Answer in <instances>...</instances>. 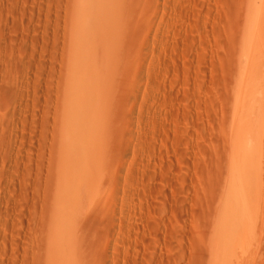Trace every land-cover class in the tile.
Masks as SVG:
<instances>
[{
    "label": "rangeland",
    "instance_id": "rangeland-1",
    "mask_svg": "<svg viewBox=\"0 0 264 264\" xmlns=\"http://www.w3.org/2000/svg\"><path fill=\"white\" fill-rule=\"evenodd\" d=\"M60 262L264 264V0H0V264Z\"/></svg>",
    "mask_w": 264,
    "mask_h": 264
},
{
    "label": "bare ground",
    "instance_id": "bare-ground-1",
    "mask_svg": "<svg viewBox=\"0 0 264 264\" xmlns=\"http://www.w3.org/2000/svg\"><path fill=\"white\" fill-rule=\"evenodd\" d=\"M89 11H90V10H89ZM85 65H86V64H85ZM82 72H83V71H82ZM74 123H77V122H74ZM73 125H74V124H73ZM77 126H78V124H77ZM68 129H69V128H68ZM69 130H70V129H69ZM67 138H68V137H67ZM65 139H66V138H65ZM66 153H67V152H66ZM75 171H76V170H75ZM71 173H72V172H71ZM69 174H70V173H69ZM67 175H68V174H67ZM73 175H75V174H73ZM76 176H77V175H75V176H73V177L76 178ZM78 177H79V176H78ZM75 178H74V179H75ZM76 179H77V178H76ZM67 180H68V179H67ZM69 181H70V180H69ZM72 181H73V180H72ZM74 181H75V180H74ZM62 182H63V181H62ZM65 183H66V182H65ZM70 183H71V182H70ZM72 183H73V182H72ZM72 183H71V184H72ZM74 183H75V182H74ZM74 183H73V185H74ZM67 186H68V185H67ZM72 187H73V186H72ZM72 189H73V188H72ZM59 192H60V191H59ZM238 192H239V191H238ZM67 194H68V193H67ZM243 195H244V194H243ZM65 197H66V196H65ZM246 197H247V196H246ZM67 198H68V197H67ZM240 200H241V199H240ZM245 201H246V200H245ZM247 205H248V204H247ZM238 210H240V209H237V214L240 212L239 215L242 214V213L244 212L243 209H241L240 211H238ZM242 210H243V211H242ZM247 210H248V209H247ZM241 211H242V213H241ZM228 215H229V214H228ZM236 216H237V215H236ZM249 216H250V215H249ZM244 217H245V216H244ZM234 218H235V216H234ZM234 218H233V219H234ZM251 219H252V218H251ZM236 221H237V219H236ZM231 222H232V221H231ZM231 224H232V223H231ZM229 226H230V225H229ZM231 226H232V225H231ZM231 226H230V227H231ZM239 230H240V229H239ZM243 230H245V227H244ZM240 232H242L241 234L244 236L243 231H240ZM244 232H245V231H244ZM230 233H231V232H230ZM236 236H237V235H236ZM245 236H246V235H245ZM233 237H234V236H233ZM234 238H235V237H234ZM242 239H243V237H242ZM235 243H236V242H235ZM233 244H234V243H233ZM230 245L232 246V244H230ZM229 248H230V247H229ZM231 249H232V248H231ZM233 249H234V248H233ZM63 260H64V259H63ZM63 260H62V261H63ZM59 264H61V262H60Z\"/></svg>",
    "mask_w": 264,
    "mask_h": 264
}]
</instances>
